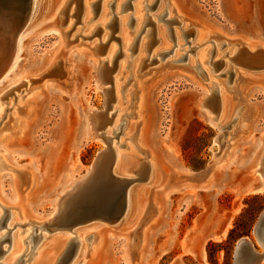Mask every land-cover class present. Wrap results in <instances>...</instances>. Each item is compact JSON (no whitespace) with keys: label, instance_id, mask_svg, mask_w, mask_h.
<instances>
[{"label":"rangeland","instance_id":"obj_1","mask_svg":"<svg viewBox=\"0 0 264 264\" xmlns=\"http://www.w3.org/2000/svg\"><path fill=\"white\" fill-rule=\"evenodd\" d=\"M40 1L6 4L0 0V13L15 3L21 5L23 16L16 19L20 24L18 34L24 33L18 64L0 83L1 137H6V126L15 121L13 113L24 109L19 101L26 100L32 90L30 80L9 88L12 80L24 72H37L55 57L51 55L62 43L78 50L67 86L46 89L37 98V112L24 133L7 140L11 166L0 167V191L9 195L17 189V182L19 191L28 195L25 203L31 212L26 218L13 220L17 208L0 204V264H30L43 251L42 264L62 242H66L61 245L60 252H64L57 264H80L85 246H91L97 230L104 232V244L93 257L86 258L85 264H211L208 243L226 241L236 226L232 250L226 257L229 247L225 245L216 254L217 264H233L234 245L242 237L250 238L262 252L252 230L264 210V192L256 191L260 182L253 173L264 143V60L252 58L243 41L252 38L257 45H264V0H177L183 16L170 13L169 0H58L55 24L59 31L51 33L43 25L27 29ZM200 22L208 28L203 38L196 36V24ZM87 50L93 51L100 68L109 73L104 87L113 91L115 85H121L119 96L126 106L121 127L135 111L137 81L151 82L146 138L155 152L157 174L153 185L137 182L145 180L149 171L147 155L139 150L125 153V170L113 169L118 180L102 179L113 163L110 145L114 148V141L119 142V133L115 129L106 131V126L93 129L100 136L97 139L88 129L90 110L103 112L106 106L105 93L96 84V72L82 58ZM200 51H205L203 58L197 56ZM245 79L250 84L244 87ZM242 93H247L248 102L257 110L252 123L242 116ZM224 97L228 101L225 112ZM242 129L245 134L229 160L212 170L213 186L192 187L190 182H199L197 179L212 169L215 154L223 144L216 141L218 135L226 142V136L233 140ZM104 152L108 153L104 160L110 167L102 172L99 165L93 172L96 156ZM203 170L204 174L198 176L197 172ZM32 172L39 181L30 190L26 178ZM21 174L26 177L19 180ZM79 182L81 186L72 191ZM139 187L142 215L154 200L165 210L160 228L151 235L149 257L140 262L128 258L125 245L141 217L134 223L121 218L127 190L129 193ZM114 188L124 190L121 211L115 218L108 211L103 213L111 218L92 217L94 205ZM62 196L65 199L57 208ZM89 207V217L82 220Z\"/></svg>","mask_w":264,"mask_h":264},{"label":"bare ground","instance_id":"obj_2","mask_svg":"<svg viewBox=\"0 0 264 264\" xmlns=\"http://www.w3.org/2000/svg\"><path fill=\"white\" fill-rule=\"evenodd\" d=\"M3 1H4V3L8 4V3H12V2L17 3V1H23V0H3ZM40 2L41 3H39L40 4L39 6L35 5V7H38L36 9L37 12L32 13L33 15L31 16V18H29L30 20H29V24H28L27 29H29V27H34L37 25H43V26H45V29L47 30V32L51 33L52 31H55V29H56L55 9H56L57 4L59 5L60 1L55 0V2H54V0H42ZM16 3L14 6H11L10 8L6 9V11H1V13H0V83L2 81H4L8 77V75L15 70V68L18 64V55H19V52L21 50V43H22L23 36H24L23 32H22V34H18V31L20 29V28H18V26H20V24L17 22L16 17L17 16H23V15H22V11H21L22 10L21 5H16ZM169 4H170V8H169L170 13H172L174 11V12L178 13V15H180V16L184 15L182 13L181 9L179 8L177 0H169ZM140 7H142V6H140ZM84 14H85V12H84ZM184 18H185V20L190 21V19H188L187 17H184ZM120 25H121V23H120ZM196 25H197V32H196L197 38H203L207 33L206 32L208 30L207 26L205 24H203L202 22L197 23ZM124 26L125 25L122 26V30H124ZM57 31H59V29ZM125 32H126V30H125ZM219 38H221V37H219ZM243 42H245V46H246L245 49H247L246 52L249 55L253 56L252 58L258 57L256 59L264 60V45H261V46L257 45V43H255V41H253L252 38L251 39L250 38L244 39ZM60 46H61V48L58 50V48H59V45H58V48L57 47H56L57 49L55 48L56 52L53 55H51V56H54L56 54L55 57L54 58L52 57V59L50 58L46 62V64L44 66H42L41 69L33 70V71L38 70L37 72H34V73L33 72L32 73H28V72L22 73L17 80H12V81H14V83H12L13 85L11 84L9 86V88H10L14 85H17L16 83H18V85H20V84L24 83V81L30 80L31 84H29V85L32 86V90H30V94L28 95L26 100L21 99L19 101L20 104L24 107V109L21 112H17V110H16V112L14 111L15 113H13V116H14L15 121L13 122L12 125L6 126L5 135H4V133L1 134L2 136L4 135L6 137L0 136V167L2 169L7 168V166H11V162H10L9 156L7 154L8 152L6 149L7 140H11V139L15 140L17 137H19L20 135H22L24 133L25 129L28 127L29 123L34 118V116L37 112V110H36L37 109L36 108L37 107L36 106L37 105V98L40 97L46 89H52V90L55 89L56 90L58 88V90H60L61 87L67 86V84L71 80V76H72L71 63H73L72 59H74V56L76 55L75 51H77L78 49L76 48L77 46H70V45H66L63 43ZM111 49L112 48L109 47L108 52H111ZM98 50H99V48H98ZM98 52L99 53H97V54L101 53L100 50ZM102 55H104V51H103ZM107 56H108V54H107ZM197 56L200 58H203L205 56V51L198 52ZM82 58H84L87 62H89L93 66V70H95L94 72H96V77H95L96 78V84H97L98 88L101 89L105 93V106H106L105 110L106 111L104 110L105 112L104 111L103 112H95L94 110H90V113L87 116L88 129L90 132H92L94 138H97V139L100 136L98 137V134L96 135L93 132V129L98 131V130L102 129V127L106 126L105 129L108 128L106 131L112 133V131L115 129V130H118V133H119V136H118L119 142L114 141V148L110 145V148H111V151L113 154L112 155L113 156V163L111 165L110 171L108 172L109 175L107 174V175L103 176L102 179H104V178L106 179L108 177L109 178L112 177L113 179H116V177H115L116 175L113 174V173H115L114 171L119 172V171H123L126 169V166L124 165L125 153H134L135 154V153H138L137 150H139V151L144 152L147 155V157H146L147 160L145 163L149 167V171H148V175L146 176L145 180L142 179L141 181H137V182L140 183V185H142V184L148 185V186L151 184L153 185L156 181V174H157L156 165H155V163H156L155 152L152 149V147L149 145L147 138H146L147 117H149L148 116L149 105H147V103H148V96L150 93L149 86H150L151 82L147 83V82H145V80L137 81L138 96H137V100H136L135 111L133 114H131L127 118V122L125 123V125L123 127H121L122 119H123V116L126 112V106L124 104H122L120 96H119L121 85H115V90L108 91V88L106 89L104 87V85H106V83H108L107 81L109 79V73H107V71H104V70H102V68H100L93 51L87 50L85 53V56H83ZM243 84H244V87L248 86L250 84L249 79H245L243 81ZM128 93L129 92H127V94ZM247 93H245V94L242 93L244 96V99L242 102L243 103L242 104L243 105L242 116L244 119H247L250 123H252L256 119L257 110L253 105H251V103L248 102ZM222 101H223V104H222L223 112H225V110H227V107H228L227 98L224 97ZM109 103L111 104V107L108 109ZM223 115L224 114L222 113L221 120L223 118ZM210 121H212V120L210 119ZM212 122H211V124H212ZM244 134H245V131H244V129H242L241 131L238 132V134H236L237 136H234L235 138L233 140H231V139L227 140V136H226V142H225V139L223 141H221L222 140L221 135L219 134L217 137L218 140H216V141H219L220 143L222 142L223 144L220 145L221 147H220L219 153L215 154V160H214L215 162L211 166L212 169H210V171L208 172V174L205 177H203L199 180L197 179V181H199V182H196V183L190 182V185H192V187L194 186L196 188L212 187L213 186V180H214V178H213L214 171L218 170L219 167H222L223 165L226 164V162L229 160L231 153L234 150L237 142L243 137ZM133 137H135V139H133ZM9 143H11V141ZM115 145H118V146H115ZM3 150H6V152ZM10 151L11 150H9V153H10ZM107 155H108V153H107ZM107 155H106V152L99 155L101 157L100 163L98 165L93 164L92 169H91L93 172L96 171L97 168H99V165H102V168H101L102 172L107 171V168L110 167L109 163L105 161L106 160L105 157ZM113 169H114V171H113ZM213 169H214V171L212 172ZM134 173H137V171ZM253 173L259 179V182H260V186L258 188H256V191L258 193H263L264 192V143L262 146V153H261L260 157L257 159L255 166L253 167ZM185 174L188 175V173H186V172H185ZM24 177H26V174L25 175L21 174L19 177V180L24 179ZM121 178L124 179L125 177H121ZM116 180H118V179H116ZM195 180L192 179L191 181H195ZM38 181L39 180L37 178V175L33 172L31 174H29V176L26 178V183L28 185H30V188H31L30 190H33L36 188ZM15 183H16L17 189L12 191L9 195H3V193H1V191H0V204L10 205V206L17 208L16 211L13 212V217H14L13 220L19 219L20 216L23 218H26V217L30 216L29 212H31L29 205L27 203H25L26 202L25 198L29 199L28 195L24 196L18 189V187H19L18 183L17 182H15ZM79 184H81V183L79 182L76 185L74 184V187H72L71 190L73 191L75 188L77 189V187L81 186ZM135 187L136 186H134V188ZM140 190H141L140 187L137 190L131 191L129 193L127 190L126 206H125L123 215L121 216V218L126 219L128 223H134L138 217H141L139 219V221L136 222L135 226L133 228H131L129 235L127 237L126 245H125L126 250H127V254H128V258L130 260H132L134 258L138 262L146 260L147 257H149L150 252H148V249L150 246L151 235H152V233L155 232V230L157 231L160 228L159 222L165 213L164 206L159 204L157 201L154 200V202H152L148 205L146 213L142 215L143 201L139 200ZM70 191H68L65 195L66 196L69 195ZM108 192H110V191H108ZM107 193H104V194H107ZM64 196H62L58 200L57 208H58L60 203L62 204L61 201L65 199L66 196L65 197ZM104 198L105 199L100 200L98 202V204L94 205L95 209L93 208V210H95L96 212L94 213V211H93L94 216H92V217L96 216V217L103 218V219L104 218H111V217L105 216L103 213L104 211L105 212L108 211V209L106 207L107 196L104 195ZM104 207H106V208H104ZM89 209H90V207H89ZM91 209H92V207H91ZM91 209H90V211H91ZM87 211L84 210L83 214L84 215H86V213L90 214V211H88V212ZM78 230H80V228ZM103 233L104 232L102 231V234H101V232H99V230H97L96 232L93 233L94 238L92 239V243L90 244L91 246L90 247L85 246V249H84L85 253L83 254V257L79 256L80 257V264H85L86 258L93 257L94 254H96L98 252V250L100 249L102 243L104 244V242H102V239H103L102 236L104 235ZM17 234L18 233H16V235ZM13 236L15 237V235H13ZM81 236L82 235H79L78 238H80ZM19 241L17 240V242H19ZM44 241L45 242L47 241L46 238ZM65 243L66 242H62L60 244V247L57 250L49 252L48 255L46 256L47 262H43L42 264H46V263L47 264H57L58 259L62 255V252H64V251L60 252L61 248H62L61 245H65ZM258 244L264 249V240ZM15 247H16V245H15ZM79 247H80V245H79ZM81 247H84V246H81ZM11 249H12V247H11ZM258 253H262V252H258ZM43 257H44V252L43 251L38 252L36 260L33 258L35 261L31 262L30 264H40L41 263L40 261ZM75 264H77V263H75ZM261 264H264V260L262 261Z\"/></svg>","mask_w":264,"mask_h":264},{"label":"water","instance_id":"obj_3","mask_svg":"<svg viewBox=\"0 0 264 264\" xmlns=\"http://www.w3.org/2000/svg\"><path fill=\"white\" fill-rule=\"evenodd\" d=\"M100 160L101 157L99 155L96 156L94 164L98 165L100 163ZM204 172L205 170L197 172L198 176H202ZM104 195L107 196L106 207L108 209V213L111 214L112 218H115L117 216L118 211H121L119 207L122 205V201L124 198V190L120 188H114L113 190ZM88 211H90V209ZM92 211H94V213L96 212L95 210ZM86 215L87 217L85 218L84 215V217H82V220L87 219L89 217V213H86ZM252 234L257 244L264 240V210L259 215L252 230ZM263 260L264 249L262 248V253H258L255 244L251 241L250 238L242 237L236 241L234 245L233 264H261Z\"/></svg>","mask_w":264,"mask_h":264},{"label":"trees","instance_id":"obj_4","mask_svg":"<svg viewBox=\"0 0 264 264\" xmlns=\"http://www.w3.org/2000/svg\"><path fill=\"white\" fill-rule=\"evenodd\" d=\"M236 229H237V226L229 232V235H228V238L226 241L221 242V243H214V242L208 243L207 252H208L209 261L211 264H217L216 254L222 248H225V245H228V247H229V249L226 251V257L229 255L230 250H232V248H231L232 243L237 239V237L234 236ZM226 264H227V262H226Z\"/></svg>","mask_w":264,"mask_h":264},{"label":"crops","instance_id":"obj_5","mask_svg":"<svg viewBox=\"0 0 264 264\" xmlns=\"http://www.w3.org/2000/svg\"><path fill=\"white\" fill-rule=\"evenodd\" d=\"M219 188L222 191V183H219ZM212 190H214V189H212Z\"/></svg>","mask_w":264,"mask_h":264}]
</instances>
